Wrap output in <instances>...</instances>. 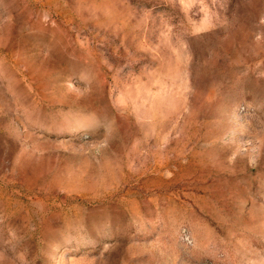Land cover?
Segmentation results:
<instances>
[{"label": "rangeland", "instance_id": "rangeland-1", "mask_svg": "<svg viewBox=\"0 0 264 264\" xmlns=\"http://www.w3.org/2000/svg\"><path fill=\"white\" fill-rule=\"evenodd\" d=\"M0 264H264V0H0Z\"/></svg>", "mask_w": 264, "mask_h": 264}]
</instances>
